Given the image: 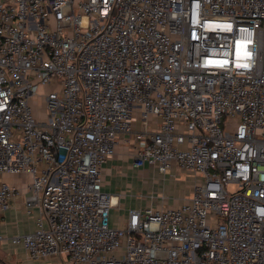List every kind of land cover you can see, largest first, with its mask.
Wrapping results in <instances>:
<instances>
[{"label": "built area", "instance_id": "2783aa9c", "mask_svg": "<svg viewBox=\"0 0 264 264\" xmlns=\"http://www.w3.org/2000/svg\"><path fill=\"white\" fill-rule=\"evenodd\" d=\"M123 136L136 167L193 174L190 201L112 227ZM22 196L31 260L264 264V0H0V215Z\"/></svg>", "mask_w": 264, "mask_h": 264}, {"label": "crops", "instance_id": "0c3cea01", "mask_svg": "<svg viewBox=\"0 0 264 264\" xmlns=\"http://www.w3.org/2000/svg\"><path fill=\"white\" fill-rule=\"evenodd\" d=\"M134 127L139 131V114ZM135 150L133 136H123L115 148V154L102 166L103 191L115 198L116 202L110 210V225L115 228L126 226L131 209H174L192 197L193 174L174 169L164 175L147 165L136 167ZM8 180L26 194L29 177L10 176ZM177 184L184 187L181 193L175 191ZM38 217L37 208L30 214L26 212L24 196L13 200L11 208L0 215V236L3 238L0 241V264H69L64 256L31 260L21 244L12 242L15 236L35 232Z\"/></svg>", "mask_w": 264, "mask_h": 264}, {"label": "rangeland", "instance_id": "374dc122", "mask_svg": "<svg viewBox=\"0 0 264 264\" xmlns=\"http://www.w3.org/2000/svg\"><path fill=\"white\" fill-rule=\"evenodd\" d=\"M46 89L44 87H40L38 90V96H35V98L32 99V106L35 111V114L38 118H45V104H44V99L43 95ZM5 181L9 182L8 178H10V175H4ZM184 190V187L177 184L176 187V193H181ZM175 193V194H176ZM179 195V194H178Z\"/></svg>", "mask_w": 264, "mask_h": 264}]
</instances>
